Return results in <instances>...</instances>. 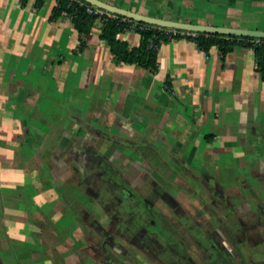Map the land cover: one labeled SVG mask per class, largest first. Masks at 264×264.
<instances>
[{
  "label": "crops",
  "instance_id": "1",
  "mask_svg": "<svg viewBox=\"0 0 264 264\" xmlns=\"http://www.w3.org/2000/svg\"><path fill=\"white\" fill-rule=\"evenodd\" d=\"M102 1L156 18L245 28L234 6L226 18L208 11L193 23L169 10L162 17L165 0ZM35 2L0 0V264H117L124 250L141 257L134 229L118 230L117 245H106L112 261L95 254V224L109 217L84 185L47 182L42 149L31 152L32 141H45V95L69 82L80 114L74 119L91 135L89 151L121 173L151 169L145 189L165 192L160 198L150 192L156 206L169 215L170 192L201 227L210 225L264 264V75L255 51L237 45L223 60L218 48L206 54L179 33L160 44L159 70L152 73L117 64L100 39V23L80 37L68 18L50 20L54 0L41 8ZM184 5L192 7V0ZM119 38L131 47L141 40L132 30ZM82 41L84 49H77ZM47 55L59 61L48 72ZM133 175V187L142 188Z\"/></svg>",
  "mask_w": 264,
  "mask_h": 264
},
{
  "label": "flooded vegetation",
  "instance_id": "2",
  "mask_svg": "<svg viewBox=\"0 0 264 264\" xmlns=\"http://www.w3.org/2000/svg\"><path fill=\"white\" fill-rule=\"evenodd\" d=\"M86 155L84 177L80 178L79 184L84 185L101 212L109 217L106 225L95 224L100 236V240L92 245L95 254L112 261L113 254H109L106 245H117L118 230L134 234V229L141 257L124 250L121 252L124 259L117 264H260L253 253L247 254L233 247L231 239L219 238L210 225L209 228L201 227L195 216H188L180 204L170 199V192L169 215L164 207L156 206L150 192L158 198L165 192L145 189L149 185L151 169L141 167L144 171L141 175L125 174L110 159L89 150ZM132 175L139 179L142 188L133 187Z\"/></svg>",
  "mask_w": 264,
  "mask_h": 264
},
{
  "label": "rangeland",
  "instance_id": "3",
  "mask_svg": "<svg viewBox=\"0 0 264 264\" xmlns=\"http://www.w3.org/2000/svg\"><path fill=\"white\" fill-rule=\"evenodd\" d=\"M54 1L56 2V0ZM184 3L185 0H165L160 15L162 17L166 16L169 10L170 12L173 11L176 19L180 18V20L191 21L193 23H202L208 11L216 12L221 16L219 18H226L227 15L225 12L227 7L234 6L238 9L237 17L241 22L239 24H242L245 28L250 27L264 30V0H192V7L185 6ZM63 17L71 21L69 17ZM225 23L233 26L231 20H227ZM170 33L174 35L173 32ZM178 33L181 32L178 31ZM182 33L184 37H195L197 35L190 32ZM78 48H80V43L77 44V49ZM48 52L50 54V51ZM54 58L56 57L47 55L43 63L46 72L53 70L56 68L55 66L59 64V61L53 60ZM47 80L49 79H46V81ZM69 83L67 86L70 85ZM67 86L59 88L60 92L58 94L47 93L45 95V127L44 132L42 131L45 141L37 143L36 140H34V142L32 141L33 139L31 140V152L33 155L37 147H39L40 150L42 149L41 154L45 155V159L42 158L41 162L45 163L46 181L55 183L57 188L67 182H72L74 184L80 183V178L84 177L83 170H85L84 167L86 166V151H88L89 147V142H87V140L91 139L89 138L91 135L88 137L85 136V129L87 126L85 125L81 128L79 124L77 125L79 122L74 119L75 115H80L79 111L75 109V102L72 101L77 95L67 91ZM33 112L31 116H36L37 110H33ZM90 112L95 113V116H97L99 110L95 109ZM96 143L100 145L102 142L96 141ZM114 143L115 142L112 144ZM136 143L140 148L144 145L142 141H136ZM127 147L132 148V145L129 146L127 144ZM140 151L143 152L144 149H140ZM35 163L36 160L31 158V165L34 166ZM172 166L173 170L180 169L174 163H172Z\"/></svg>",
  "mask_w": 264,
  "mask_h": 264
},
{
  "label": "trees",
  "instance_id": "4",
  "mask_svg": "<svg viewBox=\"0 0 264 264\" xmlns=\"http://www.w3.org/2000/svg\"><path fill=\"white\" fill-rule=\"evenodd\" d=\"M26 1L24 0V2ZM46 2L47 0H36V7H43ZM81 2L85 5H82ZM56 3L50 16L52 22L63 16L69 17L80 37L90 35L96 24L100 23V39L108 46L117 64L135 65L152 73H156L159 70L158 48L162 42H166L172 37L171 33L167 32L168 29H161L160 27L147 31L137 29L135 32L141 37L140 44L137 47H131L127 41L119 38L121 34L132 30L130 23L123 22L120 19H100L96 15H91L86 8L89 4L82 0H56ZM175 37H178V35ZM189 38L193 39L197 46L206 54H209L212 48H218L223 60L227 53L237 45L252 48L244 42L248 38L243 37L197 34L195 37ZM83 49L84 42L82 41L80 50ZM253 50L258 58V68L263 73L264 49L254 48Z\"/></svg>",
  "mask_w": 264,
  "mask_h": 264
},
{
  "label": "water",
  "instance_id": "5",
  "mask_svg": "<svg viewBox=\"0 0 264 264\" xmlns=\"http://www.w3.org/2000/svg\"><path fill=\"white\" fill-rule=\"evenodd\" d=\"M88 4L99 7L106 11H109L120 16L154 25L164 29H173L177 31L190 32L195 34H207V35H224L243 38H262L264 39V30L260 29H246V28H233V27H221L212 25H198L192 23H186L181 21L167 20L162 18L151 17L136 13L127 9H123L111 4H108L102 0H82Z\"/></svg>",
  "mask_w": 264,
  "mask_h": 264
},
{
  "label": "built area",
  "instance_id": "6",
  "mask_svg": "<svg viewBox=\"0 0 264 264\" xmlns=\"http://www.w3.org/2000/svg\"><path fill=\"white\" fill-rule=\"evenodd\" d=\"M72 1H75V0H72ZM81 4L85 5L82 2H81ZM86 8H87V12L89 14L96 15L100 19H114V20H119L120 19L123 22L130 23L132 31H136L137 29H139L141 31H147V30H151V29L157 27V26H154V25H150V24H146V23H142V22H138V21L129 19V18L120 16L118 14L111 13L109 11H106V10L101 9L99 7L93 6L91 4L87 5ZM161 29H164V28H161ZM167 32H169V33L173 32L174 35H178L179 34L177 30H173V29H168ZM244 42L246 44L250 45L252 47V49H254V48H262V49H264V39H262V38H248ZM263 73H264V66H263Z\"/></svg>",
  "mask_w": 264,
  "mask_h": 264
}]
</instances>
